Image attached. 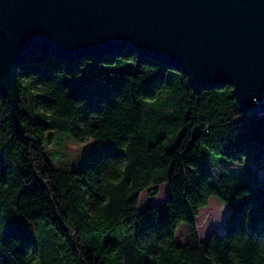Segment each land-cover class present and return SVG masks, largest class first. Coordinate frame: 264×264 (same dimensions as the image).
Returning <instances> with one entry per match:
<instances>
[{
    "label": "trees",
    "instance_id": "trees-1",
    "mask_svg": "<svg viewBox=\"0 0 264 264\" xmlns=\"http://www.w3.org/2000/svg\"><path fill=\"white\" fill-rule=\"evenodd\" d=\"M17 84L16 121L0 95V264H264V114L231 85L196 90L132 49L30 55ZM47 131L94 139L78 170L51 162ZM163 184L166 200L140 202ZM213 195L230 211L203 240Z\"/></svg>",
    "mask_w": 264,
    "mask_h": 264
},
{
    "label": "water",
    "instance_id": "water-1",
    "mask_svg": "<svg viewBox=\"0 0 264 264\" xmlns=\"http://www.w3.org/2000/svg\"><path fill=\"white\" fill-rule=\"evenodd\" d=\"M132 49L185 73L196 90L232 86L264 114V0H0V95L17 120V67L30 55L72 62Z\"/></svg>",
    "mask_w": 264,
    "mask_h": 264
},
{
    "label": "rangeland",
    "instance_id": "rangeland-1",
    "mask_svg": "<svg viewBox=\"0 0 264 264\" xmlns=\"http://www.w3.org/2000/svg\"><path fill=\"white\" fill-rule=\"evenodd\" d=\"M47 136L43 141V145L45 151L48 152L51 162L55 164L68 162L76 170L82 166L86 153L94 143V139L78 141L67 134H58L52 131H47ZM215 159L206 160L203 158V167H208L212 163L214 164ZM158 188L159 192L154 196L149 195L147 190H144L141 193L140 202L146 200H153L155 202L166 200L168 197L167 186L163 184L159 185ZM229 211V206L224 204L219 198L214 195L209 197L207 205L200 208L196 216V226L200 237L206 240L213 233L221 236L223 234V221L229 214ZM187 235V225L185 222H182L176 229L175 241L177 243L185 242Z\"/></svg>",
    "mask_w": 264,
    "mask_h": 264
}]
</instances>
